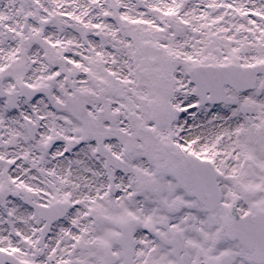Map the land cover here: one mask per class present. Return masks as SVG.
Instances as JSON below:
<instances>
[{"label": "snow or ice", "instance_id": "1", "mask_svg": "<svg viewBox=\"0 0 264 264\" xmlns=\"http://www.w3.org/2000/svg\"><path fill=\"white\" fill-rule=\"evenodd\" d=\"M0 264H264V0H0Z\"/></svg>", "mask_w": 264, "mask_h": 264}]
</instances>
